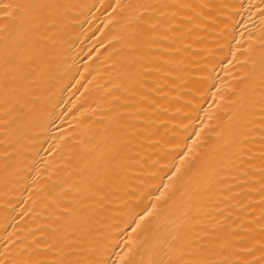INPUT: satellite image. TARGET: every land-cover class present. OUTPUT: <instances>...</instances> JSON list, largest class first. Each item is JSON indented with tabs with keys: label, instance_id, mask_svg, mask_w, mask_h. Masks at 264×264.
Segmentation results:
<instances>
[{
	"label": "bare ground",
	"instance_id": "6f19581e",
	"mask_svg": "<svg viewBox=\"0 0 264 264\" xmlns=\"http://www.w3.org/2000/svg\"><path fill=\"white\" fill-rule=\"evenodd\" d=\"M0 264H264V0H0Z\"/></svg>",
	"mask_w": 264,
	"mask_h": 264
}]
</instances>
